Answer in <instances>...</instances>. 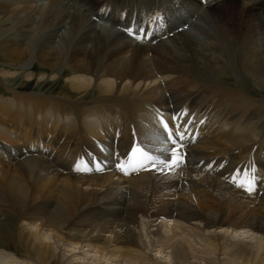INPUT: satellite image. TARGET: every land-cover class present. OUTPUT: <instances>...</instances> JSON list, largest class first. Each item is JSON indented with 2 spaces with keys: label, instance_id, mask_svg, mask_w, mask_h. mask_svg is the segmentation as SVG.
I'll return each instance as SVG.
<instances>
[{
  "label": "bare ground",
  "instance_id": "6f19581e",
  "mask_svg": "<svg viewBox=\"0 0 264 264\" xmlns=\"http://www.w3.org/2000/svg\"><path fill=\"white\" fill-rule=\"evenodd\" d=\"M136 1V6H121L128 14L145 12L148 17L154 16L155 21L163 18L162 10L153 11L154 7L161 8L153 4L155 0ZM201 1L188 0L186 4L199 9ZM23 2L30 1L0 0V5ZM112 2V8L118 2L130 4V0ZM215 3L204 5L206 13H199L198 22L191 23L194 25L189 31L172 36L171 46L159 42L154 48L129 44L123 34H105L95 28L84 12L68 15L66 6L49 5L44 14L42 7L27 8L22 11L24 16H15L12 32L4 31L6 36L0 48L12 60L10 64L15 70H23L24 73L16 76L32 80L23 66L29 56L52 69L69 67L73 71V77L66 82L69 90L82 98L94 92L97 96L88 105L97 103L98 107H81L82 111L69 99L34 96L38 99L37 105L41 104L40 120H36V114L30 116L32 113L28 110L30 115L25 116L24 125H16L7 119L19 115L16 102L24 95L12 86H5L13 97L12 100L0 98V137L14 144L5 146L0 142V251L4 255L10 253L14 257L9 256L11 259L20 257L17 249L9 250L10 243L14 242L27 253L23 258L30 264H65L60 244H72L75 247L72 256L86 246L88 251L95 249L99 258L109 264H120L123 260H126L124 264H167L146 252L160 246L161 255L165 254V248L171 251V264H189L190 253L184 244L173 240L175 235H159V220H165L175 224L182 237L190 238L189 248L197 244L208 254L222 257L214 258L216 264H264V243L253 240L255 243L249 244L245 239L227 237L229 231L241 232L246 237L253 231L264 234V207L256 205L254 197L227 184L237 181L250 160L248 157L240 161V152L253 151L251 159L262 169V174L253 176L249 182L246 179L241 190L243 187L248 190L249 184L260 186L258 180L262 178V192L253 196L264 202V159L258 156V152L264 151V127L262 133L257 132L258 127L247 120L250 117L247 109L256 103L264 105V101L225 83L232 79L227 71H234L238 60H241L236 67L238 74L233 77L239 80L240 86L246 87L244 83L248 80L246 75L241 77L243 70L246 74H258L264 81V13L254 11L258 10L255 7L250 10L243 4L242 7L232 5L231 11H236L235 14L229 20L218 22L210 15ZM37 13H40L39 26L46 28L38 33L32 32L29 25L34 23ZM65 20H69L67 29L63 26ZM188 20L183 19L178 25ZM230 21L235 32L226 26ZM32 33L35 35L29 48L24 40ZM257 33L262 37L261 44ZM146 52H151L155 62L161 59L171 63L173 71L168 69L163 71L165 75L149 76V61L144 59ZM127 53H131L129 58L125 56ZM78 64L85 71H77ZM88 67L92 77L106 79L110 76L108 72L116 74L118 84L109 79L90 81L79 77L87 74ZM9 76L14 77L0 71L1 80ZM197 76L207 79L200 84L201 81L194 80ZM127 77L130 83H125ZM142 79L149 80L148 84H134ZM102 105L119 107L120 112L109 110L110 107L105 110L107 106ZM22 107V111L28 109L27 104ZM208 113L211 121L207 122ZM1 114L8 117L4 119ZM61 114L74 115L78 121L76 128L69 130L64 120L57 122ZM173 116L181 118L185 127L182 140L174 135L170 138L171 132L163 130L164 123H170ZM173 139L178 144L189 139L195 141L191 145L193 157L188 155L185 168L171 165L174 153L181 149L172 143ZM136 148L146 150L152 159L167 162L169 167L158 164L150 172L127 175L130 167L120 161L126 160L129 151L133 153ZM105 152H108L107 158ZM215 159L218 163L213 165ZM199 162L198 170L202 164L213 172L218 170L215 173L224 182L216 175L198 174L197 168L192 167ZM225 164L227 169L223 168ZM132 166L145 169L141 163L132 162ZM135 213L143 215L153 228L147 231L148 248L138 230ZM215 227L225 229L226 233L204 235V231ZM47 232L52 234L50 242ZM3 260L0 258V264L7 262ZM212 260L204 261L213 264Z\"/></svg>",
  "mask_w": 264,
  "mask_h": 264
},
{
  "label": "rangeland",
  "instance_id": "374dc122",
  "mask_svg": "<svg viewBox=\"0 0 264 264\" xmlns=\"http://www.w3.org/2000/svg\"><path fill=\"white\" fill-rule=\"evenodd\" d=\"M25 1H30V2L14 3V5H10V6H7L8 3H6L5 7H2L0 5V43H1V41L3 39H5V36H6V35H4V31L5 30L6 31L8 30L7 32H12L11 28H13V26H14V24L16 22V21H13L15 16L16 15H19V16H24L25 15L22 12L23 9L34 8V7H36V8L42 7L41 8V10L43 12L42 14H44V11L48 10L46 8H48L49 5L53 4L52 6H57L58 8H61V6H63L65 8V6H66L65 10H67V14L68 15L69 14H71V15H75V14L76 15L77 14L81 15L82 14L83 15V12H84V15L86 16V15H88V12H86L85 9H82V10L79 9L84 4L83 2H86L83 7H87V4L89 3L87 9H91V7H93V9H95L97 6L101 5L102 3H108V4H110L112 6V4H114L112 1H119V0H98V2L100 4H98V3H92L91 4L90 3V2H95V0H88V1L87 0H67V1H64V0H25ZM220 1H222V2H220ZM246 1L247 0H216V3L214 5H212V7L210 8L212 10V12H211L212 14L210 13V15L216 17L218 22L220 21V19L221 20H226V19L229 20L233 16V14H235V12H236V11H231L232 10V5H236V6L239 5L240 7L245 5L250 10H254V7H255V8H258V10H254V11H259V12H263L264 13V11L261 10V9L264 10V0H262L260 2H257V3H253V4L250 3L252 0H249V2H246ZM57 2H58V4H57ZM136 2H137L136 0H134V2L132 0H130V4L129 3H119L118 2V3L115 4V7H118L119 5H123V6L134 5V6H136V4H135ZM157 2H161V6L163 8H165V9H167V17H168V21L170 22L169 27H168V33L172 34V35H168L166 33L164 34V33H161L159 31H154V27H152L151 30L149 29L145 33L143 30L140 29L138 24H133L128 29H124L121 26V24L122 25H124V24L123 23L120 24L119 22L118 23H112V25H113L112 27H107V26L102 27V28H106V29L96 28V26L95 25L94 26L99 31L107 32L105 34H108V35H111V33H114V32L115 33H119V34H123L124 36H126L124 41L129 42V44H134V45L142 46V47L151 46L150 43L153 42V36H154V38L156 37V39H154V44H152L151 47L154 48L157 45H159L160 43H163V44H165V46L168 47V45L171 46V43H170L169 39H172L171 38L172 36H174V35L177 36V35H179L181 33L189 31L192 28V26L194 24H196V22H198L197 20H199V17H198L199 13H201V14H202V12L206 13V9H207L206 6H202L199 9H196L195 7H191V6H185L181 1L179 2L177 0H157ZM131 3H133V4H131ZM61 4H63V5H61ZM75 4H79V6H78L79 8ZM95 5H97V6H95ZM109 9H110L109 7L101 8V14L102 15L105 14L103 16L110 15L112 10L111 9L109 10ZM35 11H37V10H35ZM75 11L78 12V13H75ZM97 17L99 18L101 16H97ZM35 18L36 19L34 20V23L33 24L32 23L29 24L31 26V28H32L31 29L32 32L35 31V30H37V33H38V30H39V32H40V30L44 31L46 28H44L42 26H39V24H38L39 18H40V13L37 16L35 15ZM86 18L93 24L92 20H90V18L88 16H86ZM146 19H149V17H147ZM183 19H190L189 21H191V23H194V24H190L189 28H185L184 27V23L185 22L182 23L183 25L182 24L178 25V23L181 20H183ZM68 21L69 20H65L64 21V25L63 26H65L64 27L65 29L68 28V26H67ZM227 24H228V25H226L227 28H229L230 30L233 29V31H234V28H231L232 27V22L230 21V23H227ZM64 28L61 30V32H63L65 30ZM177 28H178V31H182V32H178L177 33ZM108 30H110L111 32L108 31ZM191 33H193V32H191ZM34 35H35V33L34 34L32 33L31 35L29 34L26 37V39L24 40V43L29 45V48L32 47L31 46V42L33 43V39H34L33 36ZM137 37H139V38H137ZM261 39H262L261 35L257 33V41H260V42H258L259 44H261ZM7 42H10V41H7ZM12 42H14V40ZM207 42H209V41H207ZM205 43H206V41H205ZM260 46H262V45H260ZM23 47H24V45H23ZM1 49L2 48H0V71L5 72L7 74L8 73L12 74V75H14V77L9 76V79L6 78L7 80H4V79L1 80L0 79L1 82H2V83L0 82V98L3 97L4 99L12 100V97H13L12 96V92L7 91L5 89L6 85L12 86L13 88H15L17 90V92H19L21 95H24L23 98H21V99L18 98V101L16 102V106H17L16 109H17V111H18L17 113L19 115L18 116L15 115V118L11 119L8 116H4L3 117V114H1L2 118L5 119V117H8L7 120L10 119L16 125H20V124L24 125L25 116L30 115L28 113V110H30V112L32 113V115H30V116L34 117V114H36V116H35L36 120H38V119L40 120L39 116H41V114H40V107L39 106H41V104L37 105L36 101H38V99L35 100L34 96H44L45 95L47 97H50V99L51 98H59V99H63V100L69 99L70 101L76 103L82 111H83L82 108L90 109V108H87L88 106H90V107L92 106L93 108H97L98 107V105L96 106L97 103H92V104L88 105V101H90L91 99H93L94 97L97 96V94H95L94 92L86 94V97L82 98L80 95H77V94H75V93H73L72 91L69 90L68 85H67L66 82H68V80H70L73 77L72 76L73 74H71L73 72L71 68L64 66L62 68L61 67L60 68L56 67L57 69H55V68L52 69V68H49L46 65L40 63L39 61L34 60L33 58H31V56H29L26 59L25 63H23V66L26 67L27 71L29 72V74L32 75L33 78H32V80L31 79L27 80L28 78L24 79L22 77H17L16 76L17 74L23 72V70L22 69L15 70V68L12 67L11 64H10V62H12V60L10 58H8L6 56V53L4 52V50H1ZM29 50H30V53H31L32 50L31 49H29ZM260 50L263 51V46L260 47ZM85 51H86L85 54L88 55L89 54V49L87 48ZM125 56H127V58H129L131 56V53H127ZM144 59L149 61V66H150L149 68H148V63H147V72H148L149 76L150 75L154 76V73H158V75H165L166 72H163V71H167L168 69H172V71H173V65L171 63H168L165 60H161V59H158V61L155 62L154 56H152L151 52L144 53ZM159 61H160V63H159ZM239 61H241V60L237 61V63L235 64L236 67L240 66L238 64ZM167 66H169V67H167ZM236 67H234V71L235 72L231 68H230L231 69L230 71L228 70L229 72L227 71V75L231 76L232 79H230V81L226 80L225 83L230 85V88H235V85H236L239 88V90L243 89V91H245L246 93L251 94L252 97H254V98L258 99V100H263L264 101V81L262 80L263 78H259V75L258 74L254 75V73H251V75H250V73L246 74V71L243 70V72H241L242 73L241 77H242V75H246V77H247L246 79H248V80H245L244 85L247 88H249V90H248L246 87L240 86L239 85V80L234 78L238 74V72H237L238 69ZM153 68L156 70L155 72H154ZM163 68H165V69H163ZM86 69H88V70H86L87 74H85V75L80 74L79 75V77H81L82 79L90 80V81L91 80L92 81H94V80L100 81V80L104 79V78L101 79V78L94 77V76L92 77V70H90V67H88ZM73 70H74V68H73ZM77 71L83 72V71H85V69H84V67H82V66H80L78 64ZM167 73L172 74L170 72H167ZM108 74L110 76H107L108 78H106L104 80H108L109 79V81L111 80V82H116L118 84L117 75L112 73V72H108ZM253 75L255 77H253ZM11 77H12V79H10ZM13 78L15 80H13ZM253 78H259V80L256 81ZM205 79H207V78H203V77H200V76H197V77L194 78L195 81H197V80L201 81L200 84ZM130 80H131L130 77H127L126 80H125V83H130L131 82ZM236 80H238V82ZM148 81H147V79H142V80H140V81H138V82H136L134 84H139L140 86H142V85L148 84ZM242 82H244V81H242ZM256 84L257 85L259 84L260 88L256 87ZM235 89H237V88H235ZM26 94H30V96H25ZM19 99L21 101H19ZM22 100H24V101H22ZM77 101H80V102H77ZM32 102H34V103L36 102V103L34 104ZM22 104H25V105L27 104V107H28V109H26L27 112H26V110L22 111V109H24V107H22ZM28 104L29 105L32 104L33 106L32 105L31 106L33 107V109ZM19 106H21V107H19ZM43 106L45 107L46 105H43ZM105 106H107V108H105ZM101 107H104L105 110H107L110 107L109 110H112V111H115V112H120L119 107H115L114 106L115 108H111V107H113L111 105H104V106L102 105ZM34 109H35V111H34ZM247 111H248L249 116H250L249 120L252 121V123L256 127H258L257 132H261L262 133L263 132L262 128L264 127V105H262L260 103H256L255 105H251L247 109ZM21 117H22L23 121H22ZM93 119L94 118H92V120ZM216 119H217V121L221 120L219 117L216 118ZM58 120H64V126H65V128H68L69 130H72V129L76 128V126L78 125V121L75 119L74 115H72V114H61V115L57 116L56 121L58 122ZM11 129H12V127L9 130H11ZM0 140H1L0 142H2L1 144L5 145V146H12L14 144V143H12L14 141L11 142L9 140H3L1 137H0ZM107 153L108 152H105V155H104V157H106V158H107V156H106ZM263 153H264V151H263ZM263 156H264V154H263ZM247 158H248L247 156L246 157H242L240 159V161H244V159H247ZM262 159H264V157ZM217 163L218 162L215 161V162H213V165H216ZM252 164H253V160L250 158V160H249L248 164H246L247 166H245V168H247L248 166H250ZM207 170H211V169H207ZM203 171L200 172V173L198 172V174H203V175L210 176L209 174H206ZM149 172H150V170H149ZM138 173L139 172L137 170L136 171L132 170V171L129 172L130 175H135V176H138L139 175ZM260 173L262 174V169H260ZM79 176L80 177H85L84 175H79ZM231 188H233L235 190L236 189L240 190L239 189L240 187L238 185H236V184H233V186ZM241 193H243V192H241ZM252 197H254V196H252ZM253 200H254L255 204L258 203L259 206H263L264 207V202L261 201V198L257 199L256 197H254ZM258 204H256V205H258ZM142 216L143 215H141L140 213H136L135 219H136V221L139 224V225L137 224L138 230H139L140 233L142 232L141 235H142V238H143V240L145 242L146 248H148L149 239L147 238L148 237L147 236V231H148V229L149 230H153V228L149 227L150 223H148L146 218L142 217ZM159 223H160V227H161V228H159V235L160 236L173 237V235H175L173 240L177 241V242H181V244L182 245L184 244V247L187 248L188 254L190 253L189 254L190 257H189V261H188L189 264H205L204 260H208V259L212 260V259L216 258V257L208 254L207 252H205L203 250L204 248H202L201 246H198L197 244H194V245L191 244L192 246L189 248L188 245L190 244V242H189L190 238L187 239L185 237H182L181 236V231L175 227V224L174 225L173 224H169L165 220H159ZM154 229H155V227H154ZM208 230H209L208 232L204 231V235H208V234H214V235H217V234L219 235L220 234V235H222L225 232V229L220 228V227H215L212 230L211 229H208ZM185 231H187V229H185ZM229 232L230 233L227 232V234H228L227 237L229 239H231V240L232 239H236L237 240V238H238L239 240H244L245 239L246 242L248 241L247 243L250 242L252 244H254L255 242H257V243L259 242L261 244L264 243V234H262L263 232H261V231L259 233H257L256 231L255 232L254 231L250 232L249 233V236L251 235L250 237H246L241 232H239V233L232 232V231H229ZM47 234H49V236H50V237H48L47 241L50 242L49 238H51L52 234H50L49 232H47ZM255 237H256V239H254ZM46 238L47 237H45V239ZM250 238L252 240H250ZM253 240H256V241L254 242ZM60 246H61L60 255L63 258V261H64L65 264H84V263L85 264H109V262H106L103 258H99V256L96 253L95 249H91L90 248L91 250L88 251L86 246H84V247L82 246V251L79 250L80 253L75 251L77 254L75 253L76 255L72 256L73 248H75V247H73L74 245L72 246V244H70V245H68L69 246L68 247V246H66V244H62V245L60 244ZM193 246H194V248H193ZM159 247H157V248L155 247L154 249H152V250L150 249V250H148L146 252H147V254L153 256L154 258L156 257L158 260H160L163 263L167 262V264H171V257H170L171 256V254H170L171 251L169 250V248H165L164 249V251H165L164 253L165 254L161 255L159 253L160 252ZM16 249L18 250L17 254L20 256V258L12 259V261L14 260V262H11L9 260L10 263L11 264H30V262H28V260L26 258H23L25 256V254H27V253H25L22 250H20V248L18 247V244L16 245V243L11 242L10 246H9V250L10 251H15ZM1 252L2 251H0V254H1L0 258L2 260H3V258H4V260H8L9 258L5 257L4 253L2 252L3 253L2 254ZM5 254L6 255L9 254L8 257L11 256V258H14L10 253H5ZM2 256H3V258H2ZM217 258L221 259L222 257H220V256L218 257L217 256ZM216 259H214L215 263H213V260H212L213 264H216V261H217ZM4 260H3V262H5ZM125 261L126 260H123L120 264H124ZM10 263H8V261L5 262V264H10ZM126 263H128V262H126ZM111 264H118V263H111ZM129 264H132V263L130 262Z\"/></svg>",
  "mask_w": 264,
  "mask_h": 264
},
{
  "label": "snow or ice",
  "instance_id": "6c2138e0",
  "mask_svg": "<svg viewBox=\"0 0 264 264\" xmlns=\"http://www.w3.org/2000/svg\"><path fill=\"white\" fill-rule=\"evenodd\" d=\"M137 38H139V37H137ZM173 135L178 137V140H182L183 139V135L179 132V130H177L175 133H171L170 134V138ZM178 140L177 139H173L172 143L174 145H176V144H178ZM180 147H182V145H180ZM137 154H139L140 157H142L141 168H146L149 164H151L153 166L155 165V161H153L152 158L149 157L146 153H144L141 149H139V148L134 149L133 156H136ZM182 163H183V154L182 153H174V156L171 159V165L173 167H179ZM160 164L163 167H169V164L167 162H165V161H160ZM249 191H251V189H249Z\"/></svg>",
  "mask_w": 264,
  "mask_h": 264
}]
</instances>
